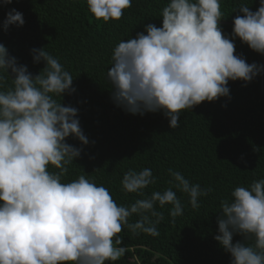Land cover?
<instances>
[{
  "label": "clouds",
  "instance_id": "obj_1",
  "mask_svg": "<svg viewBox=\"0 0 264 264\" xmlns=\"http://www.w3.org/2000/svg\"><path fill=\"white\" fill-rule=\"evenodd\" d=\"M86 2L94 17L105 22L119 20L132 6V0ZM259 5L256 11L247 5L235 9L243 15L233 18L229 38L219 24L220 0H168L159 16L161 27L146 24V34L137 33L114 47L107 70L112 100L133 115L162 111L175 129L182 110L229 96V80L249 82L264 71V65L249 64L234 54L238 37L264 55V0ZM24 23L23 13L13 8L3 27L7 31L10 25ZM31 52L34 63L45 62L43 72L35 76L0 43V264L116 261L125 252L115 246L122 244L117 234L124 226L133 234L158 236L156 225L164 214L157 205L172 206L173 222L183 214L173 189L187 194L192 208L200 207L198 198L212 189L191 183L171 168L170 187L127 206L118 205L107 188L83 175L62 182L67 166L82 151L66 138L74 136L82 145L89 140L80 127L78 109L54 98L75 91L72 75L44 47ZM9 76L11 86L5 89ZM50 165L58 171H50ZM155 183L150 168L129 169L121 180L123 191L141 196ZM231 197L221 201L214 239L231 254L230 264H264V179L234 188ZM134 214L140 219L130 223ZM237 234L243 240L234 243Z\"/></svg>",
  "mask_w": 264,
  "mask_h": 264
},
{
  "label": "trees",
  "instance_id": "obj_2",
  "mask_svg": "<svg viewBox=\"0 0 264 264\" xmlns=\"http://www.w3.org/2000/svg\"><path fill=\"white\" fill-rule=\"evenodd\" d=\"M168 0H132L119 20H98L89 11L86 0H0V43L8 53L26 65L34 76L43 72L45 62H33L31 49L53 55L73 77L71 94L54 96L57 102L78 109L80 127L89 143L82 145L74 136L66 142L82 148L81 155L67 166L62 182L83 175L107 188L118 205H130L136 199L163 192L170 187L168 169L181 172L191 183L211 188L198 198L199 208H192L187 194L176 189L183 214L173 222L170 204L156 210L164 219L156 225L159 235L133 234L126 226L117 235L122 238L124 254L105 264H230L226 252L214 236L218 234L217 216L221 201H231L238 186L248 187L264 179V98L261 82L264 71L245 82L229 80L230 94L214 101H204L192 109L182 110L180 126L172 129L169 118L159 112L131 114L118 107L111 98L107 70L112 51L121 41L145 32V25L162 26L159 17ZM222 32L231 37L233 18L243 15L238 8L247 5L258 9L259 0H220ZM23 13L22 26L3 22L11 9ZM235 55L246 62L264 65V55L252 50L236 37ZM11 75V71L9 70ZM11 86V77L4 82ZM264 89V83H263ZM243 157V159H241ZM150 168L156 183L143 190L144 195L122 190L121 180L129 169ZM50 171H58L49 166ZM155 219L154 217H150ZM133 215L130 223L139 220ZM243 240L234 235L233 242ZM253 244L254 240L245 241Z\"/></svg>",
  "mask_w": 264,
  "mask_h": 264
},
{
  "label": "water",
  "instance_id": "obj_3",
  "mask_svg": "<svg viewBox=\"0 0 264 264\" xmlns=\"http://www.w3.org/2000/svg\"><path fill=\"white\" fill-rule=\"evenodd\" d=\"M219 22H220V21H219ZM263 62H264V60H263ZM263 83H264V81L262 80V82H261V92H260V94H261V98H264Z\"/></svg>",
  "mask_w": 264,
  "mask_h": 264
}]
</instances>
